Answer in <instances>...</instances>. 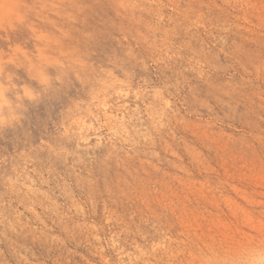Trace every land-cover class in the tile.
Here are the masks:
<instances>
[{"label": "rangeland", "instance_id": "374dc122", "mask_svg": "<svg viewBox=\"0 0 264 264\" xmlns=\"http://www.w3.org/2000/svg\"><path fill=\"white\" fill-rule=\"evenodd\" d=\"M260 246L264 0H0V264Z\"/></svg>", "mask_w": 264, "mask_h": 264}, {"label": "clouds", "instance_id": "9594fccd", "mask_svg": "<svg viewBox=\"0 0 264 264\" xmlns=\"http://www.w3.org/2000/svg\"><path fill=\"white\" fill-rule=\"evenodd\" d=\"M232 264H264V246L246 250Z\"/></svg>", "mask_w": 264, "mask_h": 264}]
</instances>
